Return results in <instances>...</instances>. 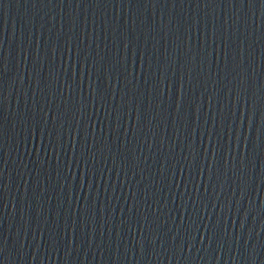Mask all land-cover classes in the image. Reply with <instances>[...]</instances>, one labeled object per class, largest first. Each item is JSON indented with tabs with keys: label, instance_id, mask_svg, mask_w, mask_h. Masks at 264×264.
I'll list each match as a JSON object with an SVG mask.
<instances>
[{
	"label": "water",
	"instance_id": "1",
	"mask_svg": "<svg viewBox=\"0 0 264 264\" xmlns=\"http://www.w3.org/2000/svg\"><path fill=\"white\" fill-rule=\"evenodd\" d=\"M0 264H264V0H0Z\"/></svg>",
	"mask_w": 264,
	"mask_h": 264
}]
</instances>
